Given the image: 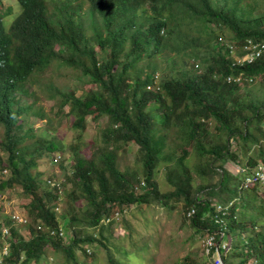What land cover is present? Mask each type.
Returning <instances> with one entry per match:
<instances>
[{
    "label": "trees",
    "instance_id": "trees-1",
    "mask_svg": "<svg viewBox=\"0 0 264 264\" xmlns=\"http://www.w3.org/2000/svg\"><path fill=\"white\" fill-rule=\"evenodd\" d=\"M48 1L15 0L19 12L7 25L0 12V194L18 188L27 221L18 225L0 219V244L1 228L8 231L2 264H45L47 255L64 264H96L98 247L104 250L102 264H119L107 246L115 240L111 226L131 205L151 201L164 206L179 202L181 219L201 236L218 228L216 203L231 202L223 216L229 247L223 263L256 259L264 264V184L242 188L239 177L222 168L228 160L241 164L239 156L247 171L258 163L264 167V101L251 98L247 84L224 81L238 73L252 82L264 78V56L231 67L217 44L223 36L210 30V50L194 49L188 57L198 63L192 62L189 71L166 72L158 81L154 74L155 58L173 51L183 35L178 28L176 37L170 36L180 25L173 7L203 27H224L230 38L223 39L236 44L247 38L264 41V16H238L217 0H84L91 31L86 36L83 24L73 19L74 8L56 15L49 13ZM52 59L78 68L90 86L78 95L53 89L59 97L57 111L67 106L70 126L83 131L88 115L107 120L99 132L100 145L88 157L79 154L78 145L68 147L70 171L59 181L52 174L42 178L36 167L38 159L52 153L49 162L62 169L64 146L25 127L28 115L42 113L22 102L27 78ZM128 143L136 146L138 170L117 168L118 152ZM190 153L197 159L192 167L185 162ZM159 165L168 186L163 192L155 181ZM61 201L65 208L59 218L54 209ZM62 219L67 241L59 235ZM201 262L185 254L174 264Z\"/></svg>",
    "mask_w": 264,
    "mask_h": 264
},
{
    "label": "rangeland",
    "instance_id": "rangeland-1",
    "mask_svg": "<svg viewBox=\"0 0 264 264\" xmlns=\"http://www.w3.org/2000/svg\"><path fill=\"white\" fill-rule=\"evenodd\" d=\"M189 1L192 2V0ZM212 1L213 3L216 2L215 0ZM217 1L222 2L226 9L244 18L264 16V0ZM47 7L49 13L56 12V15L60 10L69 11L70 7L74 8L73 19H79L80 23L83 24L86 36L91 34L88 16L86 15L88 6L84 0H49ZM173 8L177 11L176 16L180 17L178 20L180 25L174 27L170 36L175 38L178 34V28L180 32L182 30L183 35L180 36V45H177L173 51H162L155 58L158 68L154 73L157 76L156 81L163 73H174L177 69L181 70L183 68L189 71L192 62L198 63L195 58L192 59L188 55L194 49H197V52L200 53H208L210 50V43L208 42L210 30L217 36L221 34L225 39L230 38V33L224 27H203L200 22L182 11L183 9L179 6ZM0 12L3 15V21H6L5 24L7 25L19 12V7L15 0H0ZM96 54L99 57L97 50ZM89 87L87 77H84L78 68L64 64L58 59H52L46 67L32 72L25 81L24 89L27 91V95L22 96V102L33 105L34 109H38L42 113V117L28 115L25 120V127L31 128L36 135L39 134L44 138L57 140L64 146V151L61 154L64 157L62 169L58 167L56 162L52 164L49 162V157L54 155L52 153H46L43 158L38 159L36 170L41 172L42 178L52 174L59 181L62 180L65 172L70 171L71 155L67 149L71 145H78L79 154L83 157H88L100 145L99 132L107 125L104 116L96 120H91L89 115L86 116L85 129L80 131L70 126L71 119L66 115L67 106H63L60 111H57L56 107L59 97L55 91L72 90L75 95H78ZM246 88L251 98L264 101V78L248 83ZM238 94H242V92L239 91ZM250 97L241 96L243 99ZM209 130H211V127H209ZM169 135L170 138L173 137L171 134ZM222 138L221 136L219 140H222ZM255 148L252 147L250 151H255ZM262 148L264 149V146ZM0 155L3 156L4 153L0 151ZM135 155L136 146L134 144L128 143L122 146L116 158L117 168L119 170H138L139 164L135 163ZM228 161L231 162V160ZM238 161L243 164L244 160L239 156ZM185 162L189 167H192L197 163V159L190 153ZM225 162L222 163L224 170H226ZM156 170L155 181L159 191L163 192L168 189L163 181V166L159 165ZM2 176L4 174L0 173V177ZM212 179L215 180V176ZM67 186L69 187V184H66ZM141 188H144V186ZM262 198L264 199V193ZM24 201L25 198L20 194L18 188L3 191L0 194V219L10 218L9 215L13 212L24 216L22 210ZM170 206L173 208H169ZM64 208V201H61L54 209L59 213L57 215L59 218L64 214ZM117 217L119 219H115V223L111 226L112 236L115 240L109 241L107 246L119 264H174L175 260L185 254L201 259L200 240L203 235L194 233V229L188 224L187 220L181 219L179 202H169L166 206L152 201L138 206L131 205L120 217ZM65 223V220L62 219L59 222V228L64 241H67L68 230ZM24 224L26 222L18 223V225ZM22 232L23 227L20 230V233ZM115 249H119L118 252ZM96 250L99 252L96 257V264H102L104 250L101 247ZM124 251L126 252L125 255L123 254ZM47 256L45 257V264H64L58 256Z\"/></svg>",
    "mask_w": 264,
    "mask_h": 264
},
{
    "label": "built area",
    "instance_id": "built-area-1",
    "mask_svg": "<svg viewBox=\"0 0 264 264\" xmlns=\"http://www.w3.org/2000/svg\"><path fill=\"white\" fill-rule=\"evenodd\" d=\"M230 54L232 55L231 65H243L245 63H252L257 59H260L264 56V41H252L251 39L245 40V42L240 45L237 49L234 46H229ZM226 80H230V77H227ZM233 82H252V77H243L240 74L231 79ZM226 166V167H225ZM225 169L232 176H237L240 179V186L242 188H247L253 183L264 184V167L262 164L258 163L254 168L247 171V168L244 164H238L237 162H225ZM231 202L226 204L216 203L215 210L216 214L213 216L214 222L218 224L216 230L205 232L200 240V255L202 262L200 264H224L222 258L227 253L229 247L225 238L224 230L225 224L223 216L226 214L227 207ZM57 208V207H56ZM193 213V209L187 211L186 215L190 216ZM10 219L16 224L25 223V216L19 215V213L13 212L9 215ZM62 232L59 231V235ZM1 242L0 249V264H2L3 256L8 252L7 238L8 231L7 228H1ZM251 264H257V260H252Z\"/></svg>",
    "mask_w": 264,
    "mask_h": 264
},
{
    "label": "clouds",
    "instance_id": "clouds-1",
    "mask_svg": "<svg viewBox=\"0 0 264 264\" xmlns=\"http://www.w3.org/2000/svg\"><path fill=\"white\" fill-rule=\"evenodd\" d=\"M248 39V38H247ZM247 39H245V40H247ZM245 40L242 42V43H240V44H236V43H234L233 41H230V40H224L222 37H218V39H217V44H218V46H220L221 48H223V50H225L224 52L226 53V55H225V57L226 58H228L229 60H230V62H229V65L231 66V67H235V66H243V65H231V61H232V55L230 54V49H229V46H234L236 49L238 48V47H240V45H242L244 42H245ZM252 40V39H251ZM252 41H254V40H252ZM258 60V59H257ZM253 63V62H252ZM245 64H248V63H245ZM250 64V63H249ZM238 74H240V73H238ZM237 74V75H238ZM236 74H234V75H227V76H225L224 77V81L226 82V83H232V84H241V83H244V84H248V82H245V81H241V82H233L231 79L233 78V77H235V76H237ZM241 76H243L244 77V75H242V74H240ZM227 77H230V80H226V78ZM245 77H249V76H246L245 75ZM251 83V82H250Z\"/></svg>",
    "mask_w": 264,
    "mask_h": 264
}]
</instances>
